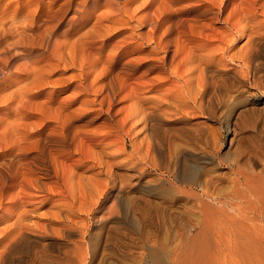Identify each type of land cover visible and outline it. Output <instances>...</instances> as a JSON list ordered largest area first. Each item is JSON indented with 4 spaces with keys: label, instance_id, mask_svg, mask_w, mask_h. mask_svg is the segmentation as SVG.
Listing matches in <instances>:
<instances>
[{
    "label": "bare ground",
    "instance_id": "bare-ground-1",
    "mask_svg": "<svg viewBox=\"0 0 264 264\" xmlns=\"http://www.w3.org/2000/svg\"><path fill=\"white\" fill-rule=\"evenodd\" d=\"M1 1L2 0H0V5H1ZM32 1L34 0H26L25 1L26 3L23 5L24 8L27 6H30L32 4ZM55 1L56 0H48V4H44V5L51 8L53 3H55ZM87 1L88 0H80L76 2L75 8L73 7L74 8L73 12L75 13L76 16L81 13H84L85 11H89L92 13L95 10L97 2L95 1V3H91V6L89 7ZM119 1L118 0H106L105 2L107 3L106 6L108 9V15L106 17H108V19L111 20V23L113 24L121 22L125 26H128V24L131 23V21H138V22H141V24L148 23L152 21V18L155 15H158L160 12V11L158 12V8L160 6L155 7L156 9L154 8L155 5H158L157 2H159V0H145L143 2L140 0L142 3L134 7L133 9L131 5L133 4L134 1L137 2V0H125L123 5H120ZM167 1L172 2V3H177L180 1H188V0H167ZM192 1L194 2L197 0H192ZM198 1L200 2V0ZM204 1H207V0H204ZM218 1L220 2V5L218 4L219 3ZM218 1L216 0V2H218L216 4L219 5L217 7H215L213 4L212 5L214 7L209 6V3H207L209 7H204L200 9H196V8L187 9L186 8L184 9L186 11L178 10L179 12L175 11L174 13L170 11L168 8L167 9L168 11L165 10L160 13L161 16H159V20H158L159 28H151L152 30L150 29V27L147 28L148 29L147 31H149L150 29V33L149 32L139 33V31L138 33H134V35L137 34L139 38H144V37L147 38L149 37V34H151V37L149 38L152 41V37H153L152 34L157 33L158 35V32H159L158 30L162 28V26L164 27V25L168 24L167 28H165L164 30L162 38L160 37V39L156 42L154 49L151 46L150 47L153 49L152 51L156 50L157 52L160 49H163L165 53V55L162 57V64L160 63L161 66L160 65L159 66L161 67L162 71L166 75H161L157 78L155 77L157 80L156 84L162 85L167 80H170L171 84H170V87L167 89H164L165 87L158 88V90L159 89L162 90L161 91L162 93L159 91L160 97L156 99H155V96L154 97H151V95L149 97L144 96V94L142 93V90L143 89L145 90V87L144 88L142 87L143 89L141 90V86L139 87L138 85L142 82L139 80L140 78L143 79L142 77L143 74H146L147 71L153 70L154 65L153 66L150 65V67L147 66L148 68L144 72L140 73V75H137V76L135 75L136 77H133L134 78L133 81L137 82V84L132 82L135 85L131 84L128 86L129 88L128 96L131 97V99H134L132 108L131 109L128 108V109L131 110V115L133 117H137L141 121V123L140 122L138 123H140L141 125L139 128H141L142 130L141 132L142 138H140V141H138V144H143L142 142H144L145 145L143 144L144 145L143 150L142 149L140 150V148L138 147L136 148L137 155L134 157V160L132 161L133 165L130 163L132 165L131 171H130L131 172L130 176L132 177V181H130L131 182L130 185H131L133 193L129 199L130 206L126 210L127 211L130 210L134 216V219L136 216V218H138V220H140L141 223L143 224L145 223L147 224V223H150L151 221H154V218L158 220H163L165 221V223L176 222L177 224L178 222L179 225H181L179 230L177 228V232L179 234L178 238L180 237L179 252H181V257H182L180 259V261L182 260L181 264H198L199 263L196 257L201 252L200 249L203 247V240H202L203 237L201 239V233L206 236L209 233L210 235L215 237L217 241H221V240L224 241V243H220V242L218 243L217 249L219 251L222 248H226V250L228 249V251L231 250L232 252L231 251H230L231 253L229 252L231 255L233 252H235V254L240 257L241 263L243 264H264V233H262V230L260 228L262 226L258 224V222L264 221V177H263L264 175H262L263 172H261L262 170H264L263 169L264 167L261 166L262 167V168L260 167L261 171L258 170L259 166L262 165V162L264 161V159L263 161H261V156H260L262 152L261 151L262 147L256 145L257 149L256 150L251 149L250 151V149H248V144L245 142L248 139H246L245 141H242V138L244 136L250 137V135H246L245 134L246 132L244 131L245 129H243L242 131V128L240 127L241 126L240 120L241 118L242 120H244L243 114L247 111V108L250 107V106L248 107V105H246V107L242 106L243 101L245 100L247 101L249 99V96L247 97V95L243 93V89L246 88V85L252 84L258 90L260 89L264 91V73L261 72L262 69L259 67L260 66L259 59H261L262 55L264 54V0H218ZM73 3H75V0H67L65 1V4L63 2L64 5H62V7L66 6L65 11L67 12H69L70 10L72 11ZM164 5L166 4L164 3ZM164 5L162 4V7ZM203 5L205 6V4ZM34 6L35 5L33 3V7ZM152 6L154 9L152 8ZM7 8L8 6H6L1 11V14H0V27L1 28L2 27L5 28L6 23L9 22L8 21L9 18H10L12 25L15 24L16 22V15L19 12V9L16 7L17 10H15L14 12L12 10L13 13L11 15L10 14L8 15V13L6 12ZM40 8H43V7H40ZM140 8L144 9L145 11L148 10L147 13H145L142 17H139L136 15ZM259 10L261 11V16L258 14ZM37 11L38 10H36V12ZM139 13H141V11ZM76 16L71 17L68 20H66L67 21L65 25L66 28L64 29L63 34H62L64 36V41L62 42H59V41L52 42L53 41L52 36L54 35V32H55L54 28L58 27L56 25L54 26L48 25L46 29L43 32H41L43 39L47 40L46 48L50 49V51L52 52L50 57L59 56L58 60L61 61V60H65L67 57L66 55H68L72 63L76 60L75 57L77 54L76 52L77 50H76L75 44L78 43L79 41L78 40L69 41L75 33L74 23H75ZM99 16L101 15L99 14ZM99 16L98 18H100ZM59 19H62V18L59 17ZM35 20H36V17L33 14V11H30V10L26 12V15L22 19L23 23H26V24L28 23L27 26H29V24L31 25L36 24ZM17 21H18V18H17ZM58 22H60V20L57 21V23ZM11 23L9 26L11 28H7L9 30L5 29V33L6 34L16 33L13 35L14 37L13 41L6 43L8 47L13 48V46H16V45L18 46L20 43H23V41L25 40L24 33L27 31L26 29H22L21 26H11ZM218 23H222L224 25L223 29H221V27L220 29L216 28V24ZM135 25H136V22H135ZM137 27H139V25ZM104 29L105 31H107V30H110L111 27L108 25H105ZM113 29L115 28H112L111 32L113 31ZM133 32L135 31H132V33ZM236 34L241 37L242 44L238 46L239 48L237 49V51H234L236 49L234 47L235 48L233 50L234 53L230 52L232 53L230 54L229 51L231 47L233 48V46H231V44H228L227 42L231 41L233 39V36ZM164 37L166 38V40L164 39ZM80 38H83V37H79V40ZM149 38H147L148 43H149L148 41ZM85 39L87 40L88 38H85ZM38 40L40 41V39ZM163 40L165 41V43H163L164 42ZM133 41H137V39L135 40L133 39ZM140 41H138L139 44L137 42L138 45L141 44ZM89 44L85 42L86 46H89ZM122 44H120L121 47L120 49H118V52H117L118 58L120 55L121 57H124L126 55L128 56V50H124L125 48H128V45L124 46L125 43L123 45ZM41 45L42 44H40V46ZM83 46H84V43H83ZM107 46H110L109 42L102 43L99 49L103 50ZM99 49L98 51H100ZM62 50H64V53L62 52ZM4 51H6V49H4ZM95 54H98V53H95ZM226 57H228V60L230 61L226 60ZM1 59H2L1 62L4 61L3 58ZM126 59L127 58H125V61ZM87 60L88 58H85L83 60L84 65L87 64L86 63ZM49 62L50 60H48V64L50 65ZM62 62L65 63L64 61ZM133 62H134V59L129 58L124 64H122L123 66L120 68V71L117 68L119 72L115 73L113 76L115 86L114 87L112 85L110 86L112 91H114V89L116 88V91L118 92V94L119 92H122L121 90H124L125 88L126 78L130 77V75L138 73L140 67L136 65L137 64L136 62H135L136 64L133 65ZM231 62H233L236 66L229 65ZM116 63H118V60H116L115 64ZM138 63L140 64V62ZM150 64H153V63H150ZM46 65H47V61H46ZM224 67H227V68L224 69ZM25 68L27 69V67ZM88 68H86V70H88ZM106 71L108 72V71H113V70L111 68L107 70L106 68ZM121 72L122 73L125 72L126 75H124V73L123 75H121ZM88 76L85 77V79L88 78ZM249 93L253 94L252 91ZM111 95L113 96V94ZM249 100H252L251 96ZM28 110L30 111V109ZM63 110L65 111V109ZM56 113H57V110H56ZM60 113L63 115V111L60 110ZM197 114H200V115L203 114L204 116H206L205 119H212V120L218 121L221 125L220 131L218 130L214 131L215 129L211 128L213 126L211 127L206 126L207 122L203 120L202 116L197 115ZM247 114H251V113H247ZM247 114L245 115L247 116ZM29 115L30 114L28 113L27 116L30 117ZM111 118L113 117L111 116ZM124 118L122 119V121L124 120ZM70 119L68 118L67 120H70ZM48 121H49V118H48ZM57 123H58L57 125L53 126V129L57 127L61 128V130H59L60 131L59 134H57L55 138L53 139H47L45 142L43 141L44 143H41L39 139L38 145H37L38 147L36 146L37 152L35 153L37 155L33 154L32 156H29V157H26L25 155H23V152H26V154L28 153L27 151H24V149L25 150L27 149L26 141L28 140L27 138L29 135L27 136L26 134L23 136L22 134H20V131H19L17 135L20 134L19 136L21 135L22 136L21 138L20 137L16 138L19 140L17 142V146L20 148V150L22 148L23 152H20L19 150V153H15V154L12 153V155H9L8 157L5 156L3 158H0V205L2 204V201L5 198H7L9 199L10 203H12V205L20 204V206L19 205L18 206L20 209L22 208V211L19 209H18L19 211L16 210L17 214H16L14 221L12 220L11 222L12 224L10 225L8 224L9 230H7V228L5 227V231L7 230L5 233V236H3L0 239V264H4V263L13 264L16 261L13 262L12 261L13 258L10 259L11 258L10 256L11 254L13 255V252L15 250L16 251L18 250L17 249L18 247H21L24 245L26 246V244H28L30 240H32V238L41 239L43 237L46 238V236L52 237L53 240L57 238L54 236H58L62 238V240L65 241L67 244H71L72 246L69 248L68 246H66L67 249L66 250L64 249L65 253L62 256H57L55 258H52V257L57 254H54L52 256L51 253H47L45 251L47 255L46 253H44L45 254L44 257L40 256L41 259L37 261H36V258L34 257L35 263L33 262V264H62V262H65L64 264H105V260L107 259L106 258L107 256H104V255L102 257L100 256L101 257L100 259H97L98 258L97 256L99 255L98 253H100V255L103 254V253L101 254V252L103 251H100V250L103 246V243L105 241L107 242L109 238L108 236L107 237L105 236L106 238L105 237L101 238L100 229L101 228L106 229V233H108L109 236H110L109 233L111 232L114 234L113 231H115V234H117L116 233L117 228L111 224H108L110 218L113 217V215H115V213L118 211V210L117 211L115 210V203H116L115 198L116 197L110 198L111 194L108 195L109 192L104 190V188L94 189L95 186L93 185V183H91L89 180H86L87 182L85 181L86 176L85 177L82 175L78 176L76 181H72V183L70 184V189L67 191L61 190L62 188L58 190V187H57V190H58L57 193L60 195V197L58 198V202L67 200V196L69 195L71 196V201L68 203V201L70 200L69 199L67 200V203H65L66 201L60 202L61 203V204L59 203L61 205V206L59 205L60 207L57 204L55 205L56 208L57 206L58 208L52 214V219L46 222L44 220L45 224H44V227H42L43 231L39 236L32 235V232L30 231H33L31 229H33L34 227L32 228L29 224L26 223L28 222L25 220L27 214H25L24 211L27 205L25 206L24 204L25 201L22 200V197H24L25 199L27 198L29 199L30 194L27 193V190L29 188H33L35 191H32L31 189L30 191L35 192V193L38 192L36 195H42V196L43 194L45 195L50 194L52 190L53 191L56 190V188L51 189V186L49 187V189H46L47 187L45 186L47 183H49L48 181L46 184H44L43 182V184L45 185L44 186L42 185V182L34 178V175H37L40 172L39 173L37 172V174H35V168L33 166L41 162L40 163L41 165L39 164L40 166L37 168H41L45 170L46 171L45 174H48V173L50 174V172H53V174H55L56 176H62V180L64 179L63 184H67V186H69V182L73 178L76 179L77 176L76 177L72 176L73 177L72 178L71 176H66L63 173V165H62V161L60 158H64L62 156H65L66 154H71V152L80 153V154L84 152H88L90 155L93 154L90 142H93L95 140V137L97 136L96 132L83 130V129H80L78 126H68L69 124L64 123V121L58 120ZM111 123L112 122H110V126L112 125ZM44 124H46V122H44ZM84 125L85 127L82 126L81 128L83 127L88 128L86 127V124ZM23 127H24V124H23ZM120 127H121V124H120ZM106 128L108 127L103 128V130ZM116 129H114L115 130L114 133L116 132ZM204 129L205 131L207 129L209 130L208 132L204 131L203 133ZM31 130L32 129H30V131ZM221 131H224V133H222ZM27 132H29V130L26 131V133ZM12 133L13 132L11 131V134ZM47 135H48V132H47ZM136 137L139 138L138 135ZM101 138H104V137H101ZM41 139L44 140V138H41ZM224 140L228 141V144H227L228 147L227 149L225 148L226 149L225 151L224 149H222V144H221L222 142L224 143ZM8 145L9 143L7 144V146ZM92 145L94 146L96 144H92ZM8 147H10V145ZM32 149L34 150V148ZM262 158H264V156H262ZM130 164L128 165V168ZM221 168H227V169L225 170ZM99 171L101 172V169H99ZM126 172H128V170ZM107 173L109 174V176H111L110 177L112 179L111 182L113 183L114 187L116 186V187H119L120 189H123L124 186L126 187L123 181H119L118 179L121 173H119V175L115 171L114 172L108 171ZM105 178H109V177H105ZM143 179H146V180H143ZM96 181L98 180L96 179ZM51 183L53 182L51 181L50 184ZM56 184L61 185L58 183ZM54 192L56 193V191ZM65 192L68 193L67 196L64 195ZM55 193H54V196H55ZM57 193H56V197H57ZM118 193L119 191L117 192V194ZM116 196L119 197V195H116ZM109 198H110V201L112 202L107 204L106 202L109 200ZM30 202L28 201V203ZM62 205L63 207L65 206V209L62 207ZM31 207L33 206L31 205ZM5 208H7V206ZM10 209H8V212ZM160 209H163V211L161 210L162 211L161 213H159ZM247 209L248 210L251 209V210L247 211ZM27 213H28V210H27ZM80 213L85 215L84 217L82 216L83 218H81L83 221L86 220L84 221V223L81 222V220L78 221L79 220L78 218L80 217H77V216L82 215ZM124 213H126V211L123 212V214ZM73 214H77L76 216L77 221L74 220L75 219L74 217L72 218ZM132 214L129 216H132ZM48 215L49 214H47V216ZM12 216L13 215H11V217ZM91 220H92V224H90ZM90 225H93V228H96L99 230V236L93 230L92 232L90 231ZM175 228H174V231H175ZM88 233L91 235L90 237L88 236ZM145 233L142 232V234H145ZM94 238L96 239V241H94ZM112 238L114 239V237ZM146 239L147 241H149L148 236L146 237ZM110 240H109V243L113 242V241L110 242ZM66 243L65 245H67ZM113 243L111 245H114ZM100 244L102 246H100ZM222 244L224 245V247ZM110 247L111 246H109V248ZM131 247H132V244H131ZM144 247H147V246H144ZM125 248H126V245H125ZM149 249H150L149 253L155 259V262H158L159 261L158 250L153 247ZM27 250L28 249H26V251ZM131 251H133L132 248H131ZM131 251H127V252H131ZM15 254L16 253H14V255ZM40 254L43 255L42 253ZM237 261L239 264H241L239 260Z\"/></svg>",
    "mask_w": 264,
    "mask_h": 264
},
{
    "label": "rangeland",
    "instance_id": "rangeland-1",
    "mask_svg": "<svg viewBox=\"0 0 264 264\" xmlns=\"http://www.w3.org/2000/svg\"><path fill=\"white\" fill-rule=\"evenodd\" d=\"M25 1L26 0H20V1L18 0V2H17V0H2L1 5H0V14H1V11L6 6H8L7 11H6L8 13V15L9 14L11 15L15 10H17V8L19 9V12L16 15L15 24L12 25L10 18H9L8 19L9 22L6 23L5 28L0 27V48H1L0 49V57L3 58V60H4L1 62L2 59L0 58V121H2V122H0V130H1L0 131V153H1L0 158H3L5 156L8 157L9 155H12V153L13 154L19 153L20 148L17 146V142L19 140L16 138H18V137L21 138L22 135L24 136L26 134H27V136L28 135L29 136L27 138L28 140L27 141L25 140L26 145H27V149L26 150L24 149V151H27L28 153L26 154V152H23L22 148H21L20 152H23V155H25L26 157L32 156L33 154H35L37 152V147H38L37 145H38L39 139H40L41 143H44L47 139H53V138H55V136L57 134H59V132H60L59 130H61V128L57 127L55 129H53V126L58 124L57 123L58 120L64 121V123L69 124L68 126H78L80 129L96 132L97 136L95 137L94 141L97 140L98 142L97 141L96 142H94V141L90 142L91 143V149L93 151L92 155H90L88 152H84L82 154L71 152V154H66L65 156H62L64 158L66 157L65 159L60 158L62 161V165H63V173L66 176H71V177L77 176L76 179L72 177L73 179L69 182V186H67V184H63L64 179L62 180V176H56L55 174H53V172H50V174L49 173L45 174V172H46L45 170H43L41 168H37L41 165L40 164L41 162L37 163L36 164L37 166L36 165L33 166L35 168V174H37V172L38 173L40 172L39 174L34 175V178H36L38 181L42 182V185L46 184L48 181L49 183H47L46 186L44 185L45 187H47L46 189H49V187L51 186V189L56 188V190H54V191H56V193H57V191L60 190L61 188H62L61 190H64V191L69 190L70 184L72 183V181H76L78 176L82 175L84 177L86 176L85 181L89 180L91 183H93V185L95 186L94 189L104 188V190L109 192L108 195L111 194L110 198L116 197L115 198L116 203L114 202L115 203V210L116 211L121 210V211H119V212L117 211L118 213L116 212L115 215H113V217L110 218L108 224H111L117 228V230L115 228L117 234H115V231H113L114 234L111 232V233H109L110 234V236H109L108 233H106V229L101 228V227H100L101 229L99 228L101 230V233H100L101 238L108 236L109 240L111 239L110 242L111 241L115 242L117 240L115 243H113V242L109 243V240L107 241L108 243L105 241L104 242L105 244L103 243V246L100 244V246H102L100 251H103V252H101V254L102 253L103 254L100 255V253H98L99 255L97 256L98 257L97 259H100L103 255L107 256L106 257L107 259L105 260V264H181L182 260L180 261V259L182 257H181V252H179L180 237L178 238L179 234L177 232V228L179 230L181 225H179L178 222H177V224H176V222H168L169 223L168 224V223H165V221H163V220H158V219L154 218V221H151L150 223H147V224L146 223L143 224V223H141L140 220H138V218H136V216L134 219V216L130 210H128L129 212L126 210L130 206V204H129L130 200L129 199L133 193L131 185H130V183H131L130 181H132V177L130 176L131 167L133 165L132 161L134 160V157L137 155L136 154V151H137L136 148L138 147V148H140V150L141 149L143 150L144 149L143 146L145 145L144 142H142L144 145L138 144V141H140V138H142V133H141L142 130H141V128H139L141 126L140 125L141 121L137 117H133L131 115V110H129L132 108V104H133L134 99H131V97L128 96V91H129L128 86L133 84V83L137 84V82L133 81V79H134L133 77L140 75V73L144 72L148 67H150V65L151 66L154 65L153 70L147 71L146 74H143V76H142L143 79L140 78V80H139V81H142L141 82L142 84L141 83L139 84V82H138V84H139L138 86L139 87L141 86V90L145 87V90L144 89L142 90V93L144 94V96L149 97L151 95V97L155 96V99H156V98L160 97V92L162 91L161 89L158 90V88H162V87L164 88L165 87L164 89H167L170 87V84H171L170 80H167L165 82L166 84L165 83H163L162 85L156 84L157 83V80H156L157 77H159L161 75H166L160 67L162 64V57L165 55V53H164L163 49H160L157 52H156V50L152 51L154 49L156 42L160 39V37L162 38L164 30H165V28H167L168 24L164 25V27L162 26V28H160L158 30L159 31L158 35H157V33L152 34V36H153L152 41L149 38V37H151V34H149V37H147V38H149V40H148L149 43L147 42L146 37H144L145 39L139 38L137 36V34L134 35V33H138V31H139V33H147V32L150 33L151 28H159L158 27V22H159L158 20H159V16H161L160 13L162 11L167 10L168 8L170 11H172L174 13L175 11L176 12L178 10L181 11V10H184L186 8L187 9H189V8L200 9V8L209 7V6L217 7L220 5V2L218 0L217 1L219 3L216 2V0L215 1L214 0H211V1L200 0V2L198 0L194 1V2L192 0H188V1H180L177 3H172V2H168L167 0H159V2H157L158 5H155L154 8L157 6H160L158 8V12L159 11L160 12L158 15H155L152 18V21H150L148 23H144L146 26L144 24H141V22H138V21H131L132 24L129 23L130 25L128 24V26H125L121 22L113 24V23H111V20H109L108 17H106L108 15V9L106 6L107 3H105L106 0H88L87 2H88L89 7L91 6V3H95V1L97 2V5H96L95 10H94L95 12L93 11L91 13L89 11H85L84 13H81L77 16L75 15V13L73 11H74V8L76 6V2L80 1V0H77V1L75 0V3H73V6H72V11L70 10L69 12L65 11L66 6L62 7V5H64L65 1H67V0H56L55 3H53L51 8L44 5V4H48V0H39V1L34 0L37 4L34 1H32V4L30 6H27L24 8L23 5L26 3ZM124 1L125 0H123V1L120 0L119 1L120 5H123ZM141 1L143 2L145 0H141ZM141 1L140 0L139 1L137 0V2L134 1L133 4L131 5L132 9L134 7L140 5L142 3ZM212 1H213V3H212ZM63 2H64V4H63ZM195 2H197V3H195ZM33 3L35 5L34 7H33ZM164 3L166 5H164ZM207 3H209V6ZM216 3H218L219 5H217ZM258 3H259V1H258ZM162 4L164 5L163 7H162ZM182 4H183V6H182ZM203 4H205V6ZM39 5H40V7H43V8H40ZM172 6H174L175 8ZM152 8H153V6H152ZM173 8H174V10H173ZM12 10H13V12H12ZM28 10L33 11V14L36 17V20H35L36 24H34L35 26L33 24L32 25L29 24V26H27L28 23L26 24V23H23V21H22L23 17L26 15V12H28ZM36 10H38V11L36 12ZM143 10L144 9L140 8L136 15L139 17H142L148 11V10L147 11H145V10L143 11ZM260 10L258 11V14L261 16ZM140 11H141V13H139ZM184 11H186V10H184ZM45 12H46V14H45ZM63 13H65V14H63ZM47 14H48V16H47ZM99 14L101 16H99ZM75 16H76L75 23H74L75 33L72 36L73 39L71 38L69 41L78 40L80 42V43L78 42L75 44V47L77 50L76 51L77 54L75 57L76 60L72 63L71 60L69 59L68 55H66L68 58L66 57L65 60H61V61L58 60L59 56L58 57H50L52 52L50 51V49L46 48L47 47V40L43 39L41 32H43L48 25H50V26L56 25L58 27L54 28L55 32H54V35L52 36V39H53L52 42H55V41L62 42V41H64V36L62 34H63L64 29L66 28V26H65L66 22H67L66 20H68L71 17H75ZM98 16L100 18H98ZM59 17L62 18L63 20L59 19ZM17 18H18V21H17ZM39 19H41V20H39ZM153 19H154V21H153ZM59 20H60V22H58L59 23L58 24L57 21H59ZM97 22L100 24H98ZM135 22H136V25H135ZM10 23H11V26H21L22 29H26V31H27L24 33L25 34V37H24L25 40L23 39L24 40L23 43H20L18 46L17 45L13 46V48L12 47L10 48V47H8V45H6V43L13 41V39H14L13 35L16 34V33H13V34H6L5 33V29L9 30L7 28H11V27H9ZM137 23H138L140 28L137 27L138 26ZM105 25L110 26L111 29L115 28V29H113L114 32L113 31L111 32V29L105 31V29H104ZM221 25H223V24L222 23L216 24V28L220 29V27H221V29H223L224 25L223 26H221ZM149 27H150V29H149V31H147L148 30L147 28H149ZM3 29H4V31H3ZM96 29H98V30H96ZM100 30H101V32H100ZM132 31H135V32L132 33ZM129 32H131V33H129ZM34 37H35V39H34ZM79 37H83V38H80V40H79ZM55 38H56V40H55ZM60 38H62V39H60ZM85 38H88L87 40H89V41H87ZM38 39H40V41ZM133 39L134 40L137 39V41H133ZM140 39H141V41H140ZM164 39L166 40L165 37H164ZM43 41H44V43H43ZM91 41H93V42H91ZM138 41L141 42L140 45H138L139 44ZM241 41H242V39L240 36H238L237 34L234 35L233 39L231 41L227 42L228 44H231V46H233V48L231 47L229 53L230 52L234 53V51H237V49L239 48L238 46H240V44H242ZM85 42H87L88 44L90 43L89 46H86ZM105 42H107V43L109 42L110 46L105 47L103 50L99 49L101 47V44L105 43ZM121 42L123 44L125 43L124 46L128 45V48L124 49V50H128V56L126 55L124 57H121V55H120L118 58L117 52H118V49H120V47H121V45H120V44H122ZM137 42H138V44H137ZM83 43H84L85 47L83 46ZM143 43H144V45H143ZM163 43H165V41ZM40 44H42V45L40 46ZM118 46H119V48H118ZM97 47L100 51H98ZM4 49H6V51H4ZM24 49L27 51H25ZM148 49H150L152 51V53ZM62 52L64 53V50H62ZM27 53H28V55H27ZM57 53H59V52H57ZM95 53H98V54H95ZM86 54H87V56H86ZM226 54H228V53H226ZM230 54H232V53H230ZM97 56H98V58H97ZM9 57H10V59H9ZM47 58H48V60H50V62H49L50 65L48 64ZM85 58H88V60L86 62L87 64L84 65L83 60ZM125 58H127L126 61L129 58H133L134 59L133 65H135L137 63L136 65H138L140 67V69H139L138 73L130 75V77L126 78L125 88H124V90H121L122 92H119V94H118V92L116 91V88L114 89V91H112L110 86L111 85L113 87L115 86L113 76L115 73L120 71V68L123 66L122 64H124L126 62ZM154 58H156V59H154ZM27 60H28V62H27ZM116 60H118V63L115 64ZM226 60H228V57H226ZM259 60H260L259 61L260 66L259 67L262 69V71L261 70L260 71L264 73V65H262V64H264L263 63L264 62V54L262 55L261 59H259ZM46 61H47V65H46ZM62 61H64L65 63H63ZM67 61L68 62L70 61L71 63L70 62L68 63ZM137 61L140 62V64ZM228 61H230V60H228ZM24 63H25V65H24ZM150 63H153V64H150ZM22 65H24V66H22ZM87 65L89 66V68ZM101 65H103V66H101ZM105 65L106 66L108 65V66L106 67ZM229 65L236 66L233 62H231ZM25 67H27L28 70ZM102 67H104V68H102ZM86 68H88V70H86ZM106 68H107V70H109L111 68L113 71H108L109 72L108 73L106 71ZM117 68L119 69V71ZM226 68L227 67H224V69H226ZM36 69H38L39 71ZM41 71H43V72H41ZM110 72H112V73H110ZM34 73H36V74H34ZM123 73H124V75H126L125 72H123ZM123 73L121 72V75H123ZM263 73H261V74H263ZM87 76H88V78H86L87 79L86 80L85 77H87ZM109 79H110V81H109ZM89 84H90V86H89ZM135 84H133V85H135ZM76 86H77V88H76ZM108 86L110 89L108 88ZM247 88H248V90H247ZM80 89H81V91L83 89V91L81 92ZM108 90H110V91H108ZM251 91L253 94L249 93ZM262 92H264V91L260 90V89L258 90L252 84L246 85V88L243 89V93H245L247 95V97L249 96V99L251 96L252 100L248 99L247 101L246 100L243 101V103H242L243 107H246V105H248V107L249 106L250 107L247 108V111L243 114L244 120H242V118L240 120V123H241L240 127L242 128V131H243V129H245L244 130L246 132L245 134L250 135V137L244 136L242 138V141H245L246 139H248L245 142L248 144V149H250V151H251V149L256 150L257 146L262 147L261 148L262 152L260 155L261 161H263V159H264V158H262V156H264V93H262ZM111 94H113V96ZM256 99H257V101H256ZM18 101H19V103H18ZM20 101H22V102H20ZM254 101H256V102H254ZM17 107H18V109H17ZM31 108H33L35 111ZM254 108H256V109H254ZM14 109H16V110H14ZM28 109H30V111ZM63 109H65V111ZM56 110H57V113L59 112L58 114L56 113ZM60 110L63 111V115L60 113ZM128 110L130 111V113ZM39 112L40 113L43 112L45 114H43V113L40 114ZM28 113L30 114L29 115L30 117L27 116ZM124 113H125V115H124ZM247 113H251V114H247ZM69 114H70V116H69ZM245 114H247V116ZM197 115H200V114H197ZM111 116L113 118H111ZM200 116H202L203 120H205L207 122L206 126H209V127L213 126L211 128L215 129L214 131H217V130L220 131L221 125L218 121H215L212 119H205L206 116H204L203 114H201ZM70 117H71V119H70ZM48 118H49V121H48ZM68 118L70 120H67ZM123 118H124V120L122 121ZM130 118H132V119H130ZM43 121L46 122V124H44ZM109 121L112 122L111 126H110ZM138 122H140V123H138ZM23 124H24V127H23ZM80 124H81V126H80ZM84 124H86V127H88V128H84L85 127ZM120 124H121V127H120ZM82 126H84V127L81 128ZM122 126H124V127H122ZM105 127H108V128L103 130V128H105ZM95 128H96V130H95ZM25 129H26V131L29 130V132L26 133ZM30 129H32L33 131L32 130L30 131ZM114 129H116L115 133H114V131H115ZM123 129H124V131H123ZM208 130L209 129H207L206 131L208 132ZM3 131L6 133H4ZM11 131L13 132L12 134H11ZM19 131H20V134H22L21 136H19L20 134L17 135V133ZM104 131L107 133H105ZM204 131H205V129L203 130V133H204ZM47 132H48V135H47ZM221 132L224 133V131H221ZM8 133L11 135H9ZM109 133H111V134H109ZM195 133H197V132H195ZM102 134H103V136H102ZM137 135L139 136V138L136 137ZM49 136H50V138H49ZM12 137H13V139H12ZM101 137H104V138H101ZM32 138H33V140H32ZM41 138H44V140ZM5 143H7V144L9 143L10 147H8L9 145L7 146V144H5ZM92 144H96V145L93 146ZM221 144H222V149H224V151H225L228 147L227 146L228 141L224 140V143L222 142ZM4 147H6V148H4ZM32 148H34V150ZM3 150H5V151H3ZM132 152L134 153V155ZM83 154H84V156H83ZM35 155H37V154H35ZM72 155H73V157H72ZM69 157H70V159H69ZM104 157H105V159H104ZM94 159H96L97 161ZM130 159H131V161H130ZM104 161L108 164H106ZM263 163H264V161L262 162V165L259 166L258 170L261 171V168L264 167ZM100 164H102V165H100ZM129 164H130V166L128 168ZM100 166H102V167H100ZM50 169H51V167H50ZM99 169H101V172L99 171ZM221 169L226 170L227 168H221ZM125 170L126 171L128 170V172H126ZM97 171H98V173H97ZM108 171L109 172L115 171L116 173H118V175H119V173H121L119 175L118 179H119V181H123L124 185H126L127 188L125 186L123 188L126 191H124L123 189H120L119 187L115 186L116 187L115 188L113 186V183L111 182L112 179L110 178L111 176H109V174L107 173ZM261 172H263L262 175H264V170H262ZM38 175H40V176H38ZM126 175H128V176H126ZM36 176L39 178H37ZM45 176H47V177H45ZM105 177H109V178H105ZM96 179L98 181H96ZM102 179H104V180H102ZM93 180H95V181H93ZM143 180H146V179H143ZM51 181L53 183L50 184ZM43 182H44V184H43ZM56 183L61 184V185H57ZM98 185H99V187H98ZM57 187H58V190H57ZM30 189L32 191H35L33 188H29L27 190V193L30 194L29 199L27 198L28 199L27 200L24 197H22V200L25 201V203H24L25 206L27 205V207H28V208L26 207V209L24 211V213L27 214L25 220L28 221V222H26V221L25 222L27 224H29L32 228L34 227L33 229H31L33 231H30V232H32V235L39 236L43 231L42 227H44L45 222L52 219V214L56 211L58 206L61 204L60 202L66 201L65 203H67V200L70 199L68 201V203H69L71 201V196L70 195L67 196L68 193L65 192L64 195L67 196V200L58 202V198L60 197V195L57 193V197H56V193L53 190L50 192L51 195L50 194H48V195L43 194V196H44V198H43L42 195H36L38 192H36V193L32 192V191H30ZM114 190H115V192H114ZM118 191H119V193L117 194ZM54 193H55V196H54ZM116 195H119L120 198L117 197ZM35 198L37 199V201ZM110 198L106 202L107 204L112 202V201H110ZM55 200H57V201H55ZM28 201L29 202L31 201V202L28 203ZM53 201H55L56 203ZM2 204L0 205V239L3 236H5L6 231L9 230V225L12 224L11 223L12 220L14 221L16 214H17L16 210L22 211V208L21 209L19 208L20 204H15L16 206L12 205V203H10L9 199H7V198H5L2 201ZM56 204L58 205L57 208L55 206ZM9 205H10V207H9ZM29 205H30V207H29ZM31 205L33 207H31ZM6 206H7V208L9 207L8 209L11 208L9 210L10 213L8 212V209L5 208ZM62 207H63V205H62ZM124 207H126V208H124ZM32 208H34V209H32ZM50 208L51 209L53 208L54 210L53 209L51 210ZM63 208L65 209V206ZM27 210H28V213H27ZM161 210L163 211V209H160L159 213L162 212ZM249 210H251V209H249ZM249 210L247 209V211H249ZM125 211H126V213L123 214V212H125ZM127 213H128V215H127ZM47 214H49V215L47 216ZM80 214H82V213H80ZM131 214H132V216H129ZM11 215H13V216L11 217ZM76 216H77V214H73L72 218L74 217L75 218L74 220H76L77 217H80V218H78L79 219L78 221L81 220V222H83V223H84V221H86V220L83 221L81 219L85 215L82 214L80 216L79 215L77 217ZM125 217L127 218V220ZM44 220H45V222H44ZM29 221H30V223H29ZM261 222H258V224L262 226L260 228L262 230V233H264V229H263L264 228V221H261ZM90 224H92V220H91ZM170 225H171V227H170ZM174 225H176V226L178 225L179 227L178 226L176 227ZM5 227L7 228L6 231H5ZM167 227H169L170 229ZM174 228H175L176 233L174 231ZM121 229H122V231H121ZM92 230L95 233H97V235L99 236V230L96 228H93V225H90V231L92 232ZM145 230H147V231H145ZM142 232L145 234H142ZM111 235H113V236H111ZM88 236L90 237L91 235L88 233ZM143 236H145V237H143ZM147 236H148L149 241H147V239H146ZM54 237H57V238L54 240L52 237H49V236H46V238L43 237L41 239L40 238L39 239L32 238V240H30V242L28 244H26V246L24 245V246L18 247L17 248L18 252L15 250L13 252V255L11 254L10 259L13 258L12 261L13 262L16 261V262H14L15 264H33V262L35 263V258H36V261L41 259V257H44V255H45L44 253H46V252L51 253L52 256L54 254H57V255H54L53 257L51 256L52 258H55L57 256H62L65 253V250L67 249L66 246H68V248H69L72 245L67 244L65 241L62 240V238H60L58 236H54ZM112 237H114V239ZM202 237H203V239H202ZM144 239H145V241H144ZM201 239L203 240V247L200 249L201 252L196 257L197 261L199 262L198 264H234V263L239 264L237 260H239L241 263L240 257L237 256L235 254V252L232 253V255H233V257H232V255L230 254L232 252L231 250L228 251V249L226 250V248H222L219 251L217 249L218 243L219 242L224 243V241H222V240L217 241L215 239V237H213L209 233L207 236L203 235L201 233ZM94 241H96L95 238H94ZM65 243L67 245H65ZM112 243L114 245H111ZM131 244H132V247H131ZM108 245L111 247L109 248ZM125 245H126V248H128V247H130V248L126 249ZM144 246H147V247H144ZM23 247H24V249H23ZM152 247L157 249L159 252V261L158 262H155V259L149 253V250H150L149 248H152ZM223 247H224V245H223ZM131 248L133 251H131ZM26 249H28V250L26 251ZM22 250H24V251H22ZM41 250L44 252H42ZM39 251H41V252H39ZM127 251H131L133 253L127 252ZM109 252H110V254H109ZM14 253H16V254L14 255ZM40 253H42L43 255H41ZM47 253H46V255H47ZM49 255H48V257H49ZM89 256H90V254H89ZM235 256H236V258H235ZM18 258H20V259H18ZM233 261H235V262H233ZM64 263L65 262H62V264H64ZM7 264H10V263H7ZM241 264H243V263H241Z\"/></svg>",
    "mask_w": 264,
    "mask_h": 264
}]
</instances>
